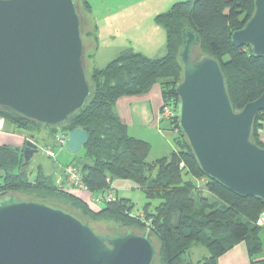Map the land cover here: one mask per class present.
I'll list each match as a JSON object with an SVG mask.
<instances>
[{
  "label": "trees",
  "instance_id": "16d2710c",
  "mask_svg": "<svg viewBox=\"0 0 264 264\" xmlns=\"http://www.w3.org/2000/svg\"><path fill=\"white\" fill-rule=\"evenodd\" d=\"M78 1L84 15L85 39H91L94 33L89 28L92 4L89 0ZM254 9L255 0L175 2L169 10L156 16V21L166 29V53L149 57L126 49L105 67H88L92 93L85 106L62 127H51L0 110V117L8 119L27 138L33 132L39 133L44 126L49 129L52 140L60 128L87 130L89 139L81 149L84 154L76 155L70 163L81 169L90 190L86 193H98L111 187L108 178L111 183L116 179L130 180L147 198L144 218L133 214V202L128 198L117 197L97 206L84 194L60 189L42 166L31 178L30 166H22L24 147L8 144H0L1 191L46 200L91 222L99 232L113 233L126 228L142 232L150 227L159 247L155 264H219L220 256L242 240L248 244L251 264H264V256L258 257L264 251L261 237L264 224L258 223L264 213V200L241 195L206 176L187 137L178 128V117L168 121L170 129L176 131L177 147L169 155L149 161L151 143L131 135L116 110L122 98L143 96L156 84L161 85L164 101L171 100L177 105L179 96L175 87L183 77L179 51L185 27L194 29L200 37L193 58L211 56L220 63L234 109L239 111L257 99L264 91V56L254 55L249 44L235 46L232 43V33L244 27ZM88 56L86 52L87 62ZM91 56L94 58L95 53ZM262 121L264 111H259L252 139L264 147L259 132ZM202 177L207 181L199 185L197 180ZM154 201L158 203L152 209ZM104 218L118 225L104 228L99 225ZM197 246L206 248L207 254L192 263L185 254Z\"/></svg>",
  "mask_w": 264,
  "mask_h": 264
},
{
  "label": "water",
  "instance_id": "95a60500",
  "mask_svg": "<svg viewBox=\"0 0 264 264\" xmlns=\"http://www.w3.org/2000/svg\"><path fill=\"white\" fill-rule=\"evenodd\" d=\"M199 41L194 29H183V77L175 87L178 128L206 176L264 200V147L252 139L264 91L236 111L218 60L193 58ZM232 43L249 44L254 55L264 56V0H255L252 16L232 33ZM86 49L78 0H0V110L62 127L92 93ZM63 135L71 153L89 139L81 127ZM32 137L23 149L26 168L39 151ZM158 255L150 227L99 232L46 200L0 193V264H155Z\"/></svg>",
  "mask_w": 264,
  "mask_h": 264
},
{
  "label": "rangeland",
  "instance_id": "374dc122",
  "mask_svg": "<svg viewBox=\"0 0 264 264\" xmlns=\"http://www.w3.org/2000/svg\"><path fill=\"white\" fill-rule=\"evenodd\" d=\"M89 1L94 6V11H97V35L99 36L98 43L96 44V50H94L95 43L92 42V39L86 40V52L89 55V69H92V67L94 66L105 67L111 60L116 58L122 51L126 49H132L134 51L142 52L149 57H160L166 53V29L163 25L156 21V16L159 13H163L169 10V8H171V6L175 2L181 0ZM106 11H110V13ZM89 28L91 29V26ZM93 52L95 53V55L97 54L96 57L94 56L95 59H93L91 56V53ZM167 124L168 121L164 120L161 131L157 129V132H160V134H157L158 139L153 135L151 136L152 140L150 141V143L152 144V149L150 155L148 156L149 161H153L165 154H170L177 147L175 141L176 131L169 130ZM32 134V139L38 144L39 151L35 153L30 163L29 170L33 172L31 174V178H33L34 171L38 168L39 165H44L45 168L48 169L50 164H52L51 158H49L44 151V147H46V145L55 148L57 154L63 158L65 156L71 158L76 155L79 156L84 154L83 150L78 153H71L66 149V146L57 145L50 138L49 129L45 126L40 130L39 133L33 132ZM32 134L29 135L28 138H31ZM28 138L26 137V140ZM20 148H22V145L20 146ZM68 160L69 159L67 158L66 161ZM53 180L55 181L54 178ZM202 184L203 183H200L199 185ZM129 193L122 192L121 195H131L134 206L133 214L144 218L145 212L143 210V206L147 202V198L143 190L133 187V189ZM211 198L214 199L213 196ZM157 203L158 201H154L152 209ZM99 225L104 228H111L118 224L114 223L110 219L104 218L99 222ZM261 233L264 241V228H262ZM206 254V248L197 246L186 253L185 258L192 263H197Z\"/></svg>",
  "mask_w": 264,
  "mask_h": 264
},
{
  "label": "crops",
  "instance_id": "0c3cea01",
  "mask_svg": "<svg viewBox=\"0 0 264 264\" xmlns=\"http://www.w3.org/2000/svg\"><path fill=\"white\" fill-rule=\"evenodd\" d=\"M94 10L95 8L92 5V12L89 15L90 18L89 27L91 26V30L92 31L94 30L93 37L91 38L92 42L97 44L99 38V36L97 35L98 15H97V11ZM106 12L110 13V11H106ZM95 57L93 59H95ZM163 103H164V98L162 94L161 85L156 84L149 93L143 96H129L122 98L121 100L118 101L116 105V110L119 113L122 120L128 125V130L131 135L145 139L150 142L152 140L151 136L153 135L157 137V134L158 133L160 134L159 131H161L162 129L161 127L163 125V121L161 119V110ZM167 127L169 128V130H172L170 129L171 125L169 123L167 124ZM157 129L159 130L158 132ZM155 130L157 133L155 132ZM259 132H260L261 140L264 142V121L261 122V127L259 129ZM23 134L24 133L18 131L16 127L8 119L0 117V144H8L14 147H20L22 145V147H24L26 142V135L24 136ZM167 155L169 154H165L163 156H167ZM65 157L66 159L68 158L69 160L66 161ZM65 157L63 158L57 154L55 160L51 159L52 164H50L48 169L45 168L44 165L42 166L44 172L55 179V183H57L58 179L64 177L63 167L65 165L70 164L72 160L75 158V156L71 158H69L68 156ZM38 169L39 168H37L34 171V174L36 173V171H38ZM133 187L134 185L132 181L126 179H116L112 182V191L115 193V195L117 197L128 198L131 201H132L131 195L122 196L121 194L122 192L123 193L131 192ZM73 192L80 195L84 194V196H87L90 200H91V196L94 195V193L89 194L86 193V191H81V192L73 191ZM261 237H262V233H261ZM262 241H263V237H262ZM263 248H264V241H263ZM263 256H264V251L258 255V257L260 258ZM219 264H251V257L249 254L248 244L246 240H242L238 242L230 250H228L226 253L221 255L219 258Z\"/></svg>",
  "mask_w": 264,
  "mask_h": 264
},
{
  "label": "built area",
  "instance_id": "2783aa9c",
  "mask_svg": "<svg viewBox=\"0 0 264 264\" xmlns=\"http://www.w3.org/2000/svg\"><path fill=\"white\" fill-rule=\"evenodd\" d=\"M177 116V105L173 103V101H164L162 105L161 110V119L167 120V121H173L176 119ZM65 130L60 128V131L53 137V141L59 145V146H66L67 144V137L63 135V132ZM45 153L48 155L51 159H56L57 153L55 148L46 145L44 147ZM64 169V177L58 179L57 186L60 189L69 190V191H90L89 187L86 185V183L83 180V175L81 169L73 164H68L63 167ZM207 181L206 177H202L199 180H197L198 184L205 183ZM107 182L112 185L110 179H107ZM0 189V193H2ZM117 199V196L112 191V186L109 188H105L104 190L94 193L93 196H91V201H93L96 205L101 206L104 205L106 202L114 201ZM258 223L260 225L264 224V213L261 214Z\"/></svg>",
  "mask_w": 264,
  "mask_h": 264
}]
</instances>
